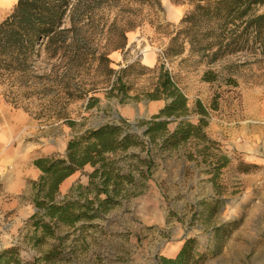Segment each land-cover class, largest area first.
<instances>
[{"label": "rangeland", "instance_id": "1", "mask_svg": "<svg viewBox=\"0 0 264 264\" xmlns=\"http://www.w3.org/2000/svg\"><path fill=\"white\" fill-rule=\"evenodd\" d=\"M16 3L0 0V24ZM161 4L162 11L145 9L140 26L127 34L126 48L110 54L112 67L118 70L138 62L132 77L136 91L131 94L135 95L156 76L141 67L163 66L186 94L191 110L197 103L205 107L206 132L218 144L213 153L230 159L216 185L212 178L217 171L203 159L189 161L185 149L166 154L158 159L143 193L124 200L85 229L82 224L61 227L60 239L49 238L37 247L29 239L28 221L36 211L31 187L32 193L23 200L30 207L26 213L20 207L23 202L19 206L11 205L10 198L0 200V254L16 247L23 263L157 264L163 256L175 257L186 240L196 239L197 252L204 256L201 264H264V63L260 57L244 54L207 67L189 48L167 57L170 39L193 6L172 0H161ZM208 70L217 73L219 80L204 81ZM93 77H87V88L98 91L65 105H49L33 97L19 101L24 108L16 107L7 101V87L0 85V119L7 118L9 133L19 137L21 146L35 147V155L53 157L63 155L69 141L87 129L121 117L131 123L148 120L165 105L162 100L147 99L119 103L106 97L102 78ZM91 97L100 101L87 109ZM189 119L197 123L199 116ZM92 170L88 165L69 177L60 198L74 185H86ZM50 252L57 255L45 260Z\"/></svg>", "mask_w": 264, "mask_h": 264}, {"label": "trees", "instance_id": "2", "mask_svg": "<svg viewBox=\"0 0 264 264\" xmlns=\"http://www.w3.org/2000/svg\"><path fill=\"white\" fill-rule=\"evenodd\" d=\"M193 8L180 21L170 39L167 57L186 51L211 67L231 56L247 55L264 63V0H172ZM162 11L161 0H17L11 14L0 24V85L7 87V101L23 107L21 99L67 104L86 98L87 77L102 78L109 99L164 101L148 120L131 123L120 118L74 136L60 156L40 157L34 166L41 172L29 181L35 213L29 218V239L34 246L60 239L61 227L75 228L104 219L124 200L143 193L158 159L185 149L189 161L209 164L217 171L230 163L213 153L218 144L207 134V110L197 103L189 107L186 94L163 66L145 69L155 73L152 84L140 93L132 80L138 62L118 70L110 54L123 51L127 34L140 26L145 9ZM203 80L216 82L217 73L206 71ZM100 101L88 100L87 109ZM28 108L25 107V110ZM28 111V110H27ZM199 116L198 122L189 117ZM61 117V116H60ZM176 124L171 129L172 124ZM92 167L86 185H74L60 198L62 184L86 166ZM56 252L45 254L48 260ZM23 263L12 247L0 254V264ZM196 239H188L175 257H161L157 264H201Z\"/></svg>", "mask_w": 264, "mask_h": 264}, {"label": "crops", "instance_id": "3", "mask_svg": "<svg viewBox=\"0 0 264 264\" xmlns=\"http://www.w3.org/2000/svg\"><path fill=\"white\" fill-rule=\"evenodd\" d=\"M10 130L11 125L7 118L0 119V200L10 198L13 201L11 205L19 206L23 202L20 207L26 213L30 207L23 200L32 193L28 182L37 180L41 175L33 162L43 156L35 155V147L26 149L21 146L22 141L18 136H11ZM33 212L31 209L30 215Z\"/></svg>", "mask_w": 264, "mask_h": 264}, {"label": "bare ground", "instance_id": "4", "mask_svg": "<svg viewBox=\"0 0 264 264\" xmlns=\"http://www.w3.org/2000/svg\"><path fill=\"white\" fill-rule=\"evenodd\" d=\"M6 1V0H5Z\"/></svg>", "mask_w": 264, "mask_h": 264}]
</instances>
